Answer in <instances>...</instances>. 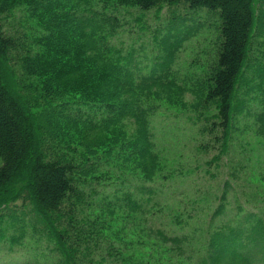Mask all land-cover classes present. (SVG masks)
Listing matches in <instances>:
<instances>
[{"label":"trees","instance_id":"16d2710c","mask_svg":"<svg viewBox=\"0 0 264 264\" xmlns=\"http://www.w3.org/2000/svg\"><path fill=\"white\" fill-rule=\"evenodd\" d=\"M166 6L208 9L223 22L217 66L202 83L194 84L197 104H192L194 109L203 101L216 105L215 120L224 133L221 153H225L235 114L244 107L242 103L240 110L236 108L240 85L242 90L250 87L243 94L257 88L264 96L262 60L256 64L258 85L254 88L245 78L255 31L260 27L259 35L264 32V11L258 13V0H0V224L4 213L13 215L12 206L31 207L42 226L31 228L32 236L36 242H55L65 264H79L81 249L93 243L102 253L98 262L109 264V244L100 241L94 228L105 210L110 214L122 210L119 198L101 204L96 217L90 214L81 220L78 208L85 198L80 186L97 178L102 163L125 154L121 159H135L134 171L142 182L153 183L158 177L161 164L148 121L155 113L151 93H156L157 101L187 107L181 101L188 88L181 90L175 79L164 76L181 39L175 44L172 36L159 40L168 58L148 76H141V69L128 68L136 61L133 51L125 56L112 42L126 25L146 31L144 13L159 14ZM260 107L252 114L257 113L254 128L258 125L257 132L264 136V97ZM126 120L136 127L134 138L118 142L116 135L104 136L127 128ZM160 189L144 183L138 195L123 194L128 211L138 213L152 202L150 197L159 196ZM226 198L227 191L216 212L197 221L189 233L180 238L160 230L148 248L163 245L167 252L175 251L162 256L164 264H264V218L255 213L242 217V207L230 216ZM153 215L158 216V224L159 214ZM192 219L188 215L180 224ZM26 230L25 226L22 236ZM196 234L197 249L187 258L183 244ZM170 242L177 248L165 247ZM128 254L133 253L121 250V257L109 253L110 264H125Z\"/></svg>","mask_w":264,"mask_h":264},{"label":"rangeland","instance_id":"374dc122","mask_svg":"<svg viewBox=\"0 0 264 264\" xmlns=\"http://www.w3.org/2000/svg\"><path fill=\"white\" fill-rule=\"evenodd\" d=\"M261 10L264 11V0H258V13ZM156 11L144 13L146 31L138 27L130 29L126 25L123 34L112 42L122 48L125 56L133 51L136 61L129 64L128 68L141 69V76H148L163 59L168 58L166 50L159 46V40L172 36L171 42L175 44L177 39H181L174 62L164 76L168 75V80L175 79L176 83L182 85L178 86L181 90L188 88L189 92L183 96V101L180 100L187 107L165 100L157 101L156 93H151L154 100L150 105L155 106V113L149 116L148 121L151 125V139L161 164L156 175L158 177L153 183L142 182L138 172L134 171L135 159L123 160L121 156L126 155L121 154L117 160L112 155L109 164L102 163L100 170L95 173L97 178H90L86 186H80L85 194L78 207L81 220L83 217L87 219L90 214L96 217L100 214L97 210L101 204L119 198L122 210L116 209L117 212L111 214L105 210V216L99 219L94 228V233L100 234V241L109 244L106 253L109 264L113 260L108 254L121 257V250L133 253L125 257V264H164L162 256L170 257L175 251L167 252L163 245L148 248V244L155 242L156 233L161 230L172 237L181 238L190 232L188 228L197 221L209 219L216 212L226 191V203L231 204L228 208L230 216L238 214L239 207H242L240 216L255 213L264 218V136L260 134L261 131L257 132L258 125L254 128L257 113L252 114L261 108L264 97L255 88L259 82L256 67L258 60L263 61L261 65L264 67V32L259 35L260 27L255 31L249 68L245 74V78L252 80L251 84L256 91L243 94L250 87L242 90L240 85L236 108L240 110L244 103L243 111L236 112L228 141L229 148L221 153L224 133L215 120L218 114L216 105L203 101L194 109L193 104H197V99L193 93L196 88L194 84H198V81L202 83L217 66L223 22L215 12L208 9L189 11L184 6L171 9L166 6L161 13L157 14ZM258 24L261 25L260 19ZM179 93L175 101L179 100ZM144 94L148 93L145 91ZM213 123L216 126L211 130ZM124 124L128 125L127 128L104 136L112 139L116 135L115 141L118 142L134 138L136 127L133 122L126 120ZM105 157L101 155L99 158ZM215 157H219V160L213 161ZM144 183L151 189L161 187L159 196L150 197L152 202H147L138 213L128 211L123 194L138 195L137 189ZM93 190L97 195L93 194ZM11 208L13 215L4 213L3 223L0 224V264H65L55 242L43 239L37 243L33 240L31 228L41 229L42 226L31 207L24 208L17 204ZM156 213L159 214L158 224V216L153 215ZM188 215L193 217L189 221L191 225L180 224L183 220L187 221ZM25 226L27 230L23 239H20ZM189 241V244H183L187 258L197 249L198 235ZM174 244L170 242L165 247L176 249ZM139 250L146 257L139 256ZM101 254V250L96 251V243H93L88 249H81L77 261L79 264H101L98 262Z\"/></svg>","mask_w":264,"mask_h":264}]
</instances>
